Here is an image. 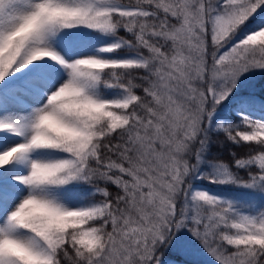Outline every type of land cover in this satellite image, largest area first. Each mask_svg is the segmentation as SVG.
Returning <instances> with one entry per match:
<instances>
[{"label":"snow or ice","instance_id":"snow-or-ice-1","mask_svg":"<svg viewBox=\"0 0 264 264\" xmlns=\"http://www.w3.org/2000/svg\"><path fill=\"white\" fill-rule=\"evenodd\" d=\"M0 264H264V0H0Z\"/></svg>","mask_w":264,"mask_h":264},{"label":"rangeland","instance_id":"rangeland-1","mask_svg":"<svg viewBox=\"0 0 264 264\" xmlns=\"http://www.w3.org/2000/svg\"><path fill=\"white\" fill-rule=\"evenodd\" d=\"M121 35H124V33H121ZM254 150V146H252L251 148L249 146H241V147H236L234 145H224V148H216L213 147L212 149V154L213 156H218L221 160L231 163V152H236V154L238 156H246L249 154L250 151ZM240 175H244L243 172L240 173ZM109 190L112 192H116L117 189L115 188V186H109ZM170 258L173 260H179L181 259V257L177 256L176 254H170Z\"/></svg>","mask_w":264,"mask_h":264},{"label":"trees","instance_id":"trees-1","mask_svg":"<svg viewBox=\"0 0 264 264\" xmlns=\"http://www.w3.org/2000/svg\"><path fill=\"white\" fill-rule=\"evenodd\" d=\"M120 55H125V53H124V52H121ZM219 139L223 142V146H221L220 144H217V145H215L214 147L223 149L225 144H227V145H231L230 143H228V142L225 140V138H224L222 135L220 136Z\"/></svg>","mask_w":264,"mask_h":264}]
</instances>
